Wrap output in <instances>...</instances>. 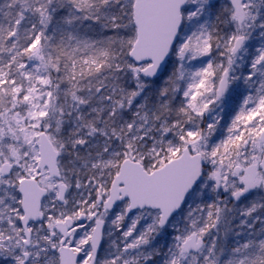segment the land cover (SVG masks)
I'll return each mask as SVG.
<instances>
[{
  "label": "snow or ice",
  "instance_id": "6c2138e0",
  "mask_svg": "<svg viewBox=\"0 0 264 264\" xmlns=\"http://www.w3.org/2000/svg\"><path fill=\"white\" fill-rule=\"evenodd\" d=\"M0 264H264V0H0Z\"/></svg>",
  "mask_w": 264,
  "mask_h": 264
}]
</instances>
